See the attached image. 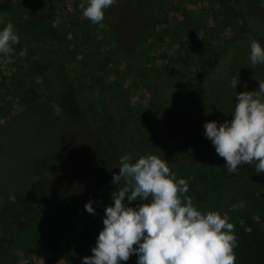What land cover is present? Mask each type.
Masks as SVG:
<instances>
[{"label":"rangeland","instance_id":"rangeland-1","mask_svg":"<svg viewBox=\"0 0 264 264\" xmlns=\"http://www.w3.org/2000/svg\"><path fill=\"white\" fill-rule=\"evenodd\" d=\"M8 1L18 13L0 17L14 25L20 42L10 56L0 54V235L12 240L0 255V264H82L92 251L70 220L59 216L49 226L26 228L16 221L35 214L54 215L63 203L79 196L82 184L95 182L81 199L84 204L94 202L95 215L87 212L86 221L97 240L105 208L114 204L112 177L119 173V159L105 125L118 124L122 111L134 105L160 108L157 97L162 85H188L172 92L175 98L165 110L207 119L203 115L214 109L207 107L210 103L193 85L200 84L223 55L219 68L238 67L240 76L250 70L254 79L250 77L249 83L256 76L257 84L264 82V65L253 66L249 59L252 40L264 47V0H117L104 10L102 26L83 16L79 5L87 6V0H53L59 40L51 42L39 28L48 0ZM245 2L262 14L261 19L254 20L232 52L226 45L243 31ZM4 27L0 24V30ZM21 49H27L24 58L19 56ZM230 52L234 58L228 56ZM232 59L235 63L230 66ZM218 80L223 93L212 96L228 103L226 99L234 95L226 91L222 76ZM168 125L167 140L157 139L148 125L143 130L152 134V144L165 143L162 159L169 162L177 180H187V195L197 209L205 214L219 212L234 224L236 264H251L248 243L259 246L257 238L264 241L260 186L264 173H256L258 182L252 183L245 174L220 177L197 170L188 163L206 148L210 151L204 159L220 162L204 126ZM116 133L125 136L121 128ZM187 143H191L188 148L175 151ZM124 203L136 207L142 202L129 203L125 198ZM137 260L133 254L125 262L137 264Z\"/></svg>","mask_w":264,"mask_h":264},{"label":"clouds","instance_id":"clouds-1","mask_svg":"<svg viewBox=\"0 0 264 264\" xmlns=\"http://www.w3.org/2000/svg\"><path fill=\"white\" fill-rule=\"evenodd\" d=\"M117 0H87L79 5L82 14L93 24L102 26L105 9ZM0 54L10 56L20 42L11 22L0 17ZM19 56H27L21 49ZM250 62L264 65V47L252 40ZM239 77L231 80L236 89ZM246 87V84H245ZM232 119L217 125L204 124L205 137L216 153L226 161L228 173H239V167L254 165L257 174L264 173V82L256 91L236 94ZM119 173L111 183L114 204L105 208L103 229L82 264H120L138 255L137 264H236L237 237L234 224L219 212L202 213L194 205L186 179H178L169 162L154 154L141 155L132 162L131 154L119 158ZM141 201L136 207L126 206ZM14 202L15 197L10 196ZM147 201V202H146ZM93 201L85 210L95 215ZM135 246V247H134Z\"/></svg>","mask_w":264,"mask_h":264},{"label":"trees","instance_id":"trees-1","mask_svg":"<svg viewBox=\"0 0 264 264\" xmlns=\"http://www.w3.org/2000/svg\"><path fill=\"white\" fill-rule=\"evenodd\" d=\"M123 0H118V3L122 2ZM127 8H130L129 6H125ZM131 10V8H130ZM255 10L252 8V6L245 2L242 10H241V16L243 19V31L239 38L234 39L231 41L228 45H226V50L232 51V49H235L236 46L241 44V41L244 38V32L247 29L252 28V24L254 20L261 19L260 13L254 12ZM54 4L53 0H48V8L45 15V19L41 21L40 23V30L45 35V37L51 42V41H58V36L55 33L54 26H53V19H54ZM18 13V10L16 6L8 1V0H0V15L7 16L9 18L14 17ZM131 13V12H130ZM233 52V51H232ZM229 55H232L234 58L235 54H232L230 52ZM222 56V55H220ZM224 56V55H223ZM221 57L219 60V57L215 58V62L221 63L223 61L224 57ZM64 60V58H63ZM230 66H232L235 63V59H232ZM215 65L212 67V69L208 72L206 78L201 79V83L197 86L193 85L195 87V90L198 92L201 99H203L206 103H210L207 107H210L214 109L213 111H207L203 116L207 119H194L192 117H188L187 114L179 113V114H171L167 110L164 109L165 106L168 105V101L174 100V95H172V92L174 90L179 89L181 86H188V85H162L160 87V91H158V99L157 102H160V108L155 105L153 109L152 107H146L143 105H134L129 107L127 110L125 109L122 111L121 117L118 119V124L111 125L106 124L104 127L105 134L110 138L112 143L115 146L116 156L119 159L121 156L125 154H131L132 156V162H135L139 156L141 155H148V154H154L159 156L161 159L166 154V146L165 143L161 144H152V134L148 133L147 131L144 132V126L148 125L155 135V137L159 140H167L168 132L165 130V126H169V123H177L178 126L182 127H192V126H204L206 122L209 121H216L217 125L223 123L225 120H229V118L232 116V112L234 110V106L237 103L236 100V94L244 91H256L257 87H259V83L257 84L258 77L256 76L253 84L252 82L249 83L250 77H253L249 72L247 73L244 71L242 76H240L237 72L240 71V68L238 67H230L231 69H224L219 68ZM223 77L224 80V87H226V91L232 93L234 96L233 98L226 99L228 103H221L219 99L213 98V92L216 94H219V92L223 93V90H221L217 83H219L220 80H218L220 77ZM234 77H239V83L236 86V89L231 87V80ZM254 79V77H253ZM218 80V81H217ZM246 84V87H245ZM192 86V85H191ZM219 91V92H218ZM220 95V94H219ZM163 97H165L167 100H165ZM203 97V98H202ZM170 98V99H169ZM163 99L164 101H162ZM213 99V100H212ZM159 100V101H158ZM151 116V118H150ZM150 118V120L145 123L146 118ZM24 122V121H23ZM129 123V128H126L124 124ZM137 122H141L140 126L135 125ZM143 122L145 125H143ZM150 124V125H149ZM11 126V125H10ZM143 126V127H142ZM118 128H121L125 132V136H120L116 133V130ZM131 132H130V130ZM1 136V134H0ZM176 141V140H175ZM0 148H2V143H0ZM164 149V152L161 150ZM206 151H210L208 148L203 150L201 152V155L199 156H192L191 162L188 163L190 166L197 170L207 171L211 173H216L220 177H232L235 176V173H228L227 169L225 168L226 161L220 157L219 164L215 163L212 159H204V155ZM173 153V152H172ZM240 174L247 175V178L252 183L258 182V177L255 172V169L252 165H244L243 169ZM40 178V177H39ZM45 182L49 180L43 179ZM44 182V183H45ZM96 185L100 187L101 182H97ZM260 186L262 188V191L264 193V181L260 183ZM86 215L87 211L85 210V204L82 202V199L80 196L76 197V199L70 198L68 202L63 203V205L55 210L54 215H44V214H35L30 219H19L16 222L22 227L26 228L30 226L31 224H35L41 227L49 226L52 222L56 220L57 217H61L64 220H70L75 229L77 230L80 238L82 241L89 247L91 250L93 247L96 246V235L93 232L92 228H90L88 222L86 221ZM258 245L249 244V251L252 255V258L250 260L251 264H264V241L260 240V238H257ZM12 243V240L7 235H0V255L5 250L7 246H9ZM120 264H127L125 261H121Z\"/></svg>","mask_w":264,"mask_h":264},{"label":"flooded vegetation","instance_id":"flooded-vegetation-1","mask_svg":"<svg viewBox=\"0 0 264 264\" xmlns=\"http://www.w3.org/2000/svg\"><path fill=\"white\" fill-rule=\"evenodd\" d=\"M208 151H206L205 152V154L207 153ZM173 154V153H172ZM94 184H93V182L91 183V184H88V185H86V184H82V190L79 192V196L81 197L82 196V194L83 193H90V191H91V188H90V186H93ZM32 216H30L28 219H30Z\"/></svg>","mask_w":264,"mask_h":264},{"label":"water","instance_id":"water-1","mask_svg":"<svg viewBox=\"0 0 264 264\" xmlns=\"http://www.w3.org/2000/svg\"><path fill=\"white\" fill-rule=\"evenodd\" d=\"M191 145V143H187L186 145H180V146H176L175 147V151H177L178 149H186ZM93 184H95V182H93Z\"/></svg>","mask_w":264,"mask_h":264}]
</instances>
